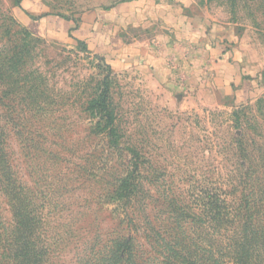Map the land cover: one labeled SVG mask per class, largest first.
<instances>
[{"label":"rangeland","instance_id":"374dc122","mask_svg":"<svg viewBox=\"0 0 264 264\" xmlns=\"http://www.w3.org/2000/svg\"><path fill=\"white\" fill-rule=\"evenodd\" d=\"M130 1L41 0L76 23ZM168 1L193 37L126 25L129 64L40 34L23 0H0V143L44 264H238L221 249L239 220L202 224L204 193L264 212V0ZM105 85L101 112L91 102ZM128 176L141 184L133 202L114 193ZM11 205L0 177V264H15ZM119 242L124 262L109 254ZM261 251L248 264H264Z\"/></svg>","mask_w":264,"mask_h":264},{"label":"trees","instance_id":"16d2710c","mask_svg":"<svg viewBox=\"0 0 264 264\" xmlns=\"http://www.w3.org/2000/svg\"><path fill=\"white\" fill-rule=\"evenodd\" d=\"M107 91L108 88L105 85L100 95L91 102L93 108L99 109L101 112L107 111ZM109 118H111L110 115ZM0 177L4 179L6 195L11 199L12 213L15 220V228L11 238V255L15 264H44L45 250L38 246L35 238L38 224L37 216L26 198L21 195V188L12 184L13 174L10 172L1 143ZM117 183L118 188L114 193L119 200L126 199L133 202L141 192L139 181L130 176L121 178ZM204 194L202 213L205 214V219L200 221L202 224L209 225L207 222H211L210 227L214 225L216 228L222 229L224 226L234 225V222L236 223L237 219L239 220L237 221L238 233L228 239L221 252L226 251L227 255H234L238 264H248L250 255H256L257 252L261 254V250L264 249V237L262 236L264 224L260 225L262 221L259 220V216H264V212L259 211V201L252 200L249 202L247 196L244 198V206H240V209H238L226 200L221 199L217 194ZM121 244L122 242L115 243V248L109 251L110 255H117L118 262H124L120 255L126 253V249L120 248ZM123 244L126 246V243L123 242ZM114 258L110 257V260Z\"/></svg>","mask_w":264,"mask_h":264},{"label":"crops","instance_id":"0c3cea01","mask_svg":"<svg viewBox=\"0 0 264 264\" xmlns=\"http://www.w3.org/2000/svg\"><path fill=\"white\" fill-rule=\"evenodd\" d=\"M22 4L28 15L35 18L32 27L36 32L65 43L72 39L84 41L90 49L100 51L107 58L127 60L129 64L133 62L132 57L129 58L126 52L129 49L124 48L119 34L120 28L126 25L134 28L152 24L169 26L182 38L190 39L194 35L193 21L182 16L168 0H132L115 4L105 11L86 12L77 23L71 18L49 15L41 0H23ZM149 60L146 64L154 72L163 70L155 56H150Z\"/></svg>","mask_w":264,"mask_h":264}]
</instances>
